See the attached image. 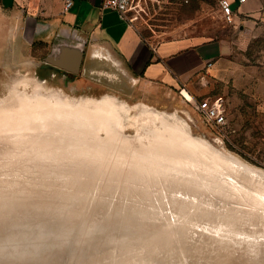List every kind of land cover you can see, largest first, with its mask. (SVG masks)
Masks as SVG:
<instances>
[{
  "label": "rangeland",
  "instance_id": "rangeland-1",
  "mask_svg": "<svg viewBox=\"0 0 264 264\" xmlns=\"http://www.w3.org/2000/svg\"><path fill=\"white\" fill-rule=\"evenodd\" d=\"M139 1L131 15L144 35L219 41L222 56L199 94L178 89L171 100L122 90L110 76L63 88L22 74L2 80L0 264H120L122 237L146 235L169 250L160 254L169 264H264V0L233 22L220 0ZM40 95L113 98L118 118L95 120L93 108L92 124L46 115L43 127L37 109L21 107ZM206 97L222 98L223 126L199 112ZM183 131L203 144L197 152ZM24 200L34 206L25 211ZM43 225L51 235L41 238ZM38 244V259L17 253Z\"/></svg>",
  "mask_w": 264,
  "mask_h": 264
},
{
  "label": "crops",
  "instance_id": "crops-1",
  "mask_svg": "<svg viewBox=\"0 0 264 264\" xmlns=\"http://www.w3.org/2000/svg\"><path fill=\"white\" fill-rule=\"evenodd\" d=\"M66 1L0 0V83L22 74L63 88L101 75L147 96L171 100L182 89L194 97L224 51L219 41L146 36L120 12L103 8L104 0H74L69 9ZM234 8L235 16L252 11L256 0Z\"/></svg>",
  "mask_w": 264,
  "mask_h": 264
},
{
  "label": "bare ground",
  "instance_id": "bare-ground-1",
  "mask_svg": "<svg viewBox=\"0 0 264 264\" xmlns=\"http://www.w3.org/2000/svg\"><path fill=\"white\" fill-rule=\"evenodd\" d=\"M52 98H53V96H51V95L50 96H45V95L41 96L40 95V96H37L35 98V100H32L31 98L28 99L27 97H23L22 101H21V103H22L21 107H24L25 105L34 107L35 109L38 110L39 114L41 113L39 116L43 120L45 119L46 115H50L52 118H54L55 121L64 120V121L69 123L71 120H73L72 123L77 122L76 124H80L81 122H84V121H87L88 124H92L93 123V119H92L93 115H91V114H94V112H92L93 108L96 109V113H97L96 115H98V117H96L95 120L105 122L104 120L107 119L109 122H115L116 119L118 118L115 115L116 110H114V109H116L117 104L113 98L106 97L107 99H104L103 101H98V100L97 101L96 100L95 101L94 100L72 101V100L64 99L60 96H56L55 98L57 99V103H55V104H53L51 102L50 99H52ZM143 108H144V106H143ZM141 115H140V117H141ZM71 117H72V119H70ZM141 118H143V116ZM157 118H159V116ZM161 119H162V117H161ZM137 120H139V119H137ZM42 122H43V127H45L46 126V120L41 121V124H42ZM161 122L162 121L160 120V123ZM164 124H165V122H164ZM171 125H172V123H171ZM178 125L179 124L177 123V126ZM77 126H79V125H77ZM168 127H169V125H168ZM169 128H171V127H169ZM179 128H180V126H179ZM183 132L187 134V132H185V131H183ZM175 135H176V133H175ZM187 135H188L187 136L188 140H186L187 141L186 146L187 147L188 146L193 147L194 148L193 151L197 152V148L202 147L203 144L201 142H198L195 139H193L192 136H190L189 134H187ZM155 137H156V135H155ZM179 140H181V139H179ZM183 152H184V150H183ZM186 155H187L186 152L178 154V156H182V157H186ZM225 156H226V154H225ZM193 160L196 161L197 156H194ZM172 161H174V160L172 159ZM228 161H230V160H228ZM225 162H227V161H225ZM246 168H248V167H246ZM250 172L252 173L253 171H250ZM257 178H260V180H261L260 182L264 185V175H260V177H257ZM0 199L1 200H7L6 197H0ZM39 231H40L41 238L46 237L47 233H49V235H51L50 232H46V231L41 230V229H39ZM134 238L135 239H131L127 236V238L124 239V237H122V240L126 241V244L123 247V250L120 251V255L122 256L121 260H120V262H121L120 264H135L136 262L138 264H151L152 261L159 263V264H163V263L169 264V262L167 261L165 256L160 257V254L162 252H165L168 255L169 250L167 248L157 246L153 241H151L150 238L148 239L147 235L146 236H140L139 238H137V236H134ZM139 243H141V246L138 245ZM19 248H22V249L18 250L17 253L20 254L21 256L24 257L27 254H30V257L38 259L39 254L43 250L44 246L42 244L39 246V244H38L34 248L30 249V251H27L26 248H24V247H19ZM177 251L180 253L183 252V250L180 248H177ZM167 258L170 259V257H168V256H167Z\"/></svg>",
  "mask_w": 264,
  "mask_h": 264
},
{
  "label": "built area",
  "instance_id": "built-area-1",
  "mask_svg": "<svg viewBox=\"0 0 264 264\" xmlns=\"http://www.w3.org/2000/svg\"><path fill=\"white\" fill-rule=\"evenodd\" d=\"M247 0H237L238 4H242ZM74 0L66 1V9H69ZM139 0H104L103 8L112 9L120 12L123 17L132 21V13L140 6ZM220 8L223 15L230 22L235 19L236 11L233 7V1L220 0ZM199 112L210 121L213 125L221 127L226 123V116L223 109L222 98L218 97L212 100L211 97H206L200 102H197Z\"/></svg>",
  "mask_w": 264,
  "mask_h": 264
},
{
  "label": "water",
  "instance_id": "water-1",
  "mask_svg": "<svg viewBox=\"0 0 264 264\" xmlns=\"http://www.w3.org/2000/svg\"><path fill=\"white\" fill-rule=\"evenodd\" d=\"M32 202H30V201H25L24 200V203H22V204H24L23 206H24V209H25V211H27V210H29V207H33L34 206V203L33 204H31ZM28 204H30L29 206H28ZM37 223H38V220H37ZM41 229H43V230H45V228H44V225L41 227ZM18 249H22V248H18ZM41 252H43V250L41 251ZM40 252V254H39V256L42 254ZM28 256H30V254H27V257ZM25 257V256H24ZM32 258V257H31Z\"/></svg>",
  "mask_w": 264,
  "mask_h": 264
},
{
  "label": "trees",
  "instance_id": "trees-1",
  "mask_svg": "<svg viewBox=\"0 0 264 264\" xmlns=\"http://www.w3.org/2000/svg\"><path fill=\"white\" fill-rule=\"evenodd\" d=\"M235 3H237V1L236 2H233V7H235Z\"/></svg>",
  "mask_w": 264,
  "mask_h": 264
}]
</instances>
